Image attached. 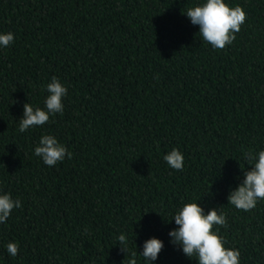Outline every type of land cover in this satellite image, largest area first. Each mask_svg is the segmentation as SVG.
I'll list each match as a JSON object with an SVG mask.
<instances>
[{
    "label": "trees",
    "instance_id": "obj_1",
    "mask_svg": "<svg viewBox=\"0 0 264 264\" xmlns=\"http://www.w3.org/2000/svg\"><path fill=\"white\" fill-rule=\"evenodd\" d=\"M198 2L0 0V32L15 34L0 49V188L22 202L0 225V264H126L151 237L165 245L155 264H196L168 236L191 201L225 213L241 264H264V201L228 204L251 169L244 154L264 149V0H228L246 21L222 50L184 14ZM52 76L68 87L63 115L20 133L23 105L43 107ZM47 133L71 159L34 155ZM173 148L181 171L163 159Z\"/></svg>",
    "mask_w": 264,
    "mask_h": 264
},
{
    "label": "clouds",
    "instance_id": "obj_2",
    "mask_svg": "<svg viewBox=\"0 0 264 264\" xmlns=\"http://www.w3.org/2000/svg\"><path fill=\"white\" fill-rule=\"evenodd\" d=\"M184 14L192 25L199 26L202 42L214 50L230 46L246 21L245 10L239 5L230 6L228 0H200L187 8ZM14 42V33L0 32V49L8 48ZM45 90L47 96L44 98L43 107L33 106L30 102L23 105V115L18 123L20 133L44 126L57 114L63 115L64 99L68 95L67 85L58 77L52 76L45 85ZM34 155L43 164L53 167L63 162L65 158L71 159L73 154L56 135L47 133L39 138ZM163 159L169 168L183 170L184 155L179 149L173 148ZM244 159L251 169L241 168L243 179L230 190L228 204L237 210L250 212L259 202L264 201V149L247 152ZM20 207H22L20 198L13 197L11 192L0 188V225H6L12 212ZM173 220L177 227L168 232L169 242L179 246L183 254L190 260H195L196 264H241L239 249L226 246L227 241L220 234L221 227H228L227 217L220 208L214 207L205 212L198 201L186 202L173 212L171 221ZM128 243L126 234L118 235L117 244L127 254ZM134 245L135 252L129 254L126 264H138V257L143 258V264H155L165 246L164 241L157 237L145 240L140 253L136 251L137 245L135 243ZM5 248L12 258L19 254L18 242L10 241Z\"/></svg>",
    "mask_w": 264,
    "mask_h": 264
}]
</instances>
